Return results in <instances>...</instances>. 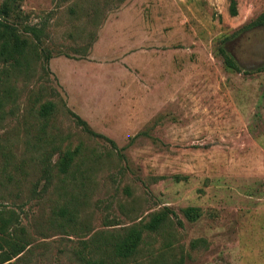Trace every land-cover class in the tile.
I'll return each mask as SVG.
<instances>
[{
  "label": "rangeland",
  "instance_id": "374dc122",
  "mask_svg": "<svg viewBox=\"0 0 264 264\" xmlns=\"http://www.w3.org/2000/svg\"><path fill=\"white\" fill-rule=\"evenodd\" d=\"M20 11L39 60L15 77L0 64V214L27 242L8 263L80 264L81 241L167 207L174 225L145 239L137 264H264V0H22ZM63 207L77 235L58 226ZM188 207L201 212L193 223Z\"/></svg>",
  "mask_w": 264,
  "mask_h": 264
},
{
  "label": "trees",
  "instance_id": "16d2710c",
  "mask_svg": "<svg viewBox=\"0 0 264 264\" xmlns=\"http://www.w3.org/2000/svg\"><path fill=\"white\" fill-rule=\"evenodd\" d=\"M21 1L3 0L0 4V64L8 67L7 72H10L14 77L21 74L29 75L32 65L39 60L35 42L30 37L22 36L19 30L18 19L21 13ZM231 13L235 15L233 2ZM260 24H264V15L255 22V25ZM23 30L38 39L39 30L37 28L25 26ZM219 53L227 70L240 71L233 58L223 48H220ZM46 56L45 61H48L50 56L49 54ZM6 94H0V109L9 97ZM54 110V103L46 101L39 106L38 115L41 119L48 121L52 118ZM71 115L76 119V124L81 126L86 133L101 137V135L95 134L78 116L73 113ZM111 144L114 145L112 141ZM82 152L83 148L80 145L65 148L56 165L58 171L65 175L70 173L73 167L77 168V162L81 160ZM182 213L190 223L195 222L201 216L200 210L195 207L185 208ZM76 214L77 212H70L65 207L59 208L57 216L61 221L59 220L58 226L63 228L66 233L69 230L77 235ZM171 216H175L174 212L164 207L150 214L145 221L123 227L118 231L100 232L97 239L81 241L80 248L73 251V254L80 264H129V262L137 264L135 258L140 254L145 239L151 235L162 234L165 229L171 228L174 225ZM179 223L177 222L178 225H180ZM10 229L11 219L4 218L0 214V264H9L8 262L11 260L18 259L27 248L25 238L16 236L13 233L14 230ZM85 233H89V230L87 229Z\"/></svg>",
  "mask_w": 264,
  "mask_h": 264
}]
</instances>
